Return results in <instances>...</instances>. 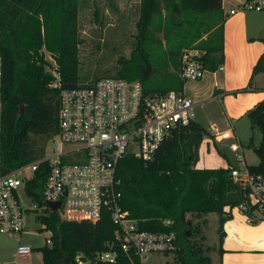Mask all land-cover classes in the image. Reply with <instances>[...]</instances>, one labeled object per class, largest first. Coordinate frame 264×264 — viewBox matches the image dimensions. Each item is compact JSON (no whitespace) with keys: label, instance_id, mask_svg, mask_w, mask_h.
<instances>
[{"label":"trees","instance_id":"1","mask_svg":"<svg viewBox=\"0 0 264 264\" xmlns=\"http://www.w3.org/2000/svg\"><path fill=\"white\" fill-rule=\"evenodd\" d=\"M78 8L79 0H0V157L5 171L43 152L57 128L60 89L80 83ZM137 11L132 49L128 57L118 59L113 75L138 79L145 93H163L182 89V48L202 49L199 59L207 70L222 62L225 14L221 0H138ZM94 14L97 19L95 9ZM44 54L57 66L58 85H51L53 76ZM257 72H264V49L242 89L250 86ZM245 116L251 130L259 132L257 144L251 139L248 142L258 161L246 166L264 175V97L248 108ZM206 136L212 135L190 119L161 142L152 159L126 154L116 166L122 207L137 219L139 228L174 231L173 264H211L209 251L213 248L203 243L200 229L204 219L192 223L187 214L216 213L215 249L219 254L222 225L228 217L224 207L243 199L250 203L247 191L229 176L231 163L225 167L194 166L198 145ZM45 170V165L40 166L25 182L26 193L39 204L43 203ZM164 218L171 220L170 225L163 224ZM39 220L42 228L51 230L50 244L39 247L42 264H56L64 256L67 264H73L77 252L92 256L108 248L106 243L113 239L115 228L105 212L91 222L64 219L50 210ZM140 260L130 251L117 249L113 262L97 264H140Z\"/></svg>","mask_w":264,"mask_h":264},{"label":"built area","instance_id":"2","mask_svg":"<svg viewBox=\"0 0 264 264\" xmlns=\"http://www.w3.org/2000/svg\"><path fill=\"white\" fill-rule=\"evenodd\" d=\"M241 8L260 10L264 8V0L244 1ZM203 52L195 47L182 48L179 74L184 81L196 80L207 70L199 59ZM44 58L48 60L47 69L53 76L51 85H58L55 62L48 54H44ZM217 68L222 66L219 64ZM192 105V98L181 90L145 93L138 79L113 74L60 89L57 128L43 152L6 171L2 169L0 157V232L22 231L26 210L22 198H30L25 191V182L36 169L45 165L42 214L56 210L64 219L94 222L105 212L115 225L113 239L106 243L108 248L92 256L77 252L73 264L113 262L117 249L130 251L140 259L151 250H173V230L141 229L137 219L129 216L122 207L121 180L116 174V166L126 154L145 161L152 159L161 142L192 119ZM218 135L230 138L228 147L235 162L228 166L229 176L247 191L250 201L243 199L230 208L237 209L250 221L264 218V175L248 170L242 146L231 128ZM47 201H58V205L51 209ZM249 210L251 214H248ZM162 222L170 225L171 220L164 218ZM46 233L44 242L50 244L51 230L46 229ZM31 252L29 244L18 243L13 254L19 259H27ZM13 264L30 263L20 260Z\"/></svg>","mask_w":264,"mask_h":264},{"label":"crops","instance_id":"3","mask_svg":"<svg viewBox=\"0 0 264 264\" xmlns=\"http://www.w3.org/2000/svg\"><path fill=\"white\" fill-rule=\"evenodd\" d=\"M245 0H221L225 18L222 24V68L206 70L196 80L183 82L181 91L193 100L192 119L200 123L212 136L204 137L198 145L195 167H225L233 163L231 155L215 147L225 146L230 138H220L218 132L231 128L241 144L235 123L245 111L264 97V72L252 75L251 67L264 49V18L254 9L241 8ZM233 9V12H229ZM251 137V136H250ZM202 144V145H201ZM242 146V144H241ZM214 148V150H213ZM219 149V148H218ZM243 150V149H242ZM232 152V151H231ZM254 152V151H253ZM233 155V153H231ZM254 164L258 161L247 162ZM228 217L223 222L224 235L221 253L215 249L211 264H264V218L250 221L235 208L224 207Z\"/></svg>","mask_w":264,"mask_h":264},{"label":"rangeland","instance_id":"4","mask_svg":"<svg viewBox=\"0 0 264 264\" xmlns=\"http://www.w3.org/2000/svg\"><path fill=\"white\" fill-rule=\"evenodd\" d=\"M137 5L138 0H79L78 31L81 41L77 73L80 83L111 75L118 59L129 56L134 43L135 22L138 17ZM94 9L98 20L95 18ZM256 12L264 18V8L253 11L255 15ZM157 36L160 34L157 33ZM235 129L246 161L252 162L255 153L251 146H248V142L251 139L257 144L259 132L251 130L247 117L238 120ZM218 148L215 147L218 154H220L218 150H223L230 154L232 162H235L228 142L225 146L219 144ZM22 204L26 207L22 231L0 232V264H13L20 260H28L30 264H42L39 247L45 243L47 233L46 229L42 228L43 223L39 220V216L44 210L40 208L41 204L31 198L23 197ZM186 217L192 223L204 219V222L200 223L201 233L204 235L203 243L213 248L209 254L214 257L217 246L216 213L209 212L199 217L187 214ZM18 243H26L32 247L29 258L19 259L13 254ZM140 264H173V252L151 250L141 258Z\"/></svg>","mask_w":264,"mask_h":264},{"label":"water","instance_id":"5","mask_svg":"<svg viewBox=\"0 0 264 264\" xmlns=\"http://www.w3.org/2000/svg\"><path fill=\"white\" fill-rule=\"evenodd\" d=\"M19 110H22V105H20ZM47 204L51 209H54L58 205V201H47ZM188 232V231H187ZM56 264H67V259L66 257H62L56 260Z\"/></svg>","mask_w":264,"mask_h":264}]
</instances>
